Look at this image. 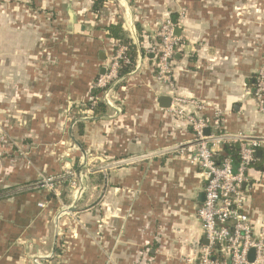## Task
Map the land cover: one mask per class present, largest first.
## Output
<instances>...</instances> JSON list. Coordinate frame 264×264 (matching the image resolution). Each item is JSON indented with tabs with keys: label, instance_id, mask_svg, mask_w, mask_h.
<instances>
[{
	"label": "crops",
	"instance_id": "crops-1",
	"mask_svg": "<svg viewBox=\"0 0 264 264\" xmlns=\"http://www.w3.org/2000/svg\"><path fill=\"white\" fill-rule=\"evenodd\" d=\"M112 2L94 14L92 0H0V264H194L205 243L196 215L205 181L180 155L191 128L159 98H181L187 113L210 119L219 109V133L264 139L254 80L264 0ZM181 12L174 91L156 81L144 54L113 109L75 120L118 44L104 29L120 23L138 56L139 44H152ZM258 151L243 186L253 239L264 238V146ZM43 177L55 180L56 199ZM60 205L69 214L56 227Z\"/></svg>",
	"mask_w": 264,
	"mask_h": 264
},
{
	"label": "built area",
	"instance_id": "built-area-1",
	"mask_svg": "<svg viewBox=\"0 0 264 264\" xmlns=\"http://www.w3.org/2000/svg\"><path fill=\"white\" fill-rule=\"evenodd\" d=\"M184 14L177 20L163 21L157 28L152 44L143 48L139 44V50L149 55L150 65L155 73L157 82L174 91L172 78V65L175 55L183 50V42L175 36V30L183 19ZM157 41V42H156ZM120 62L128 64L126 48L117 44L114 56L111 58L110 67L99 77L94 88L101 90L100 95L89 98L90 107L84 110L89 117L81 121L102 119L92 115L96 102L102 103L106 108L113 109V96L123 76H118ZM142 67L141 54H138L135 70ZM255 97L261 112L264 113V59L255 73ZM171 100V99H170ZM170 107L166 109L175 117L184 119L193 133V142L187 147H181V158L188 165L197 166L204 177V199L198 207L196 215L200 222L201 233L206 244H199L194 264H264V238L253 239L252 223L244 207L243 186L249 181V171L255 162L256 152L264 146L261 138L242 134H223L221 126V111L215 109L212 119L187 113L182 107L186 101L172 97ZM197 111L205 110V105L194 104ZM208 130L209 135H205ZM225 138V139H222ZM222 143L238 144V160L235 163L232 158L225 157L216 161V154ZM75 181L70 187L80 194V189ZM48 191L56 197L59 193L54 189L51 179L44 180ZM74 196V197H75ZM253 249L254 259L248 260V253ZM33 264H40L34 258Z\"/></svg>",
	"mask_w": 264,
	"mask_h": 264
},
{
	"label": "trees",
	"instance_id": "trees-1",
	"mask_svg": "<svg viewBox=\"0 0 264 264\" xmlns=\"http://www.w3.org/2000/svg\"><path fill=\"white\" fill-rule=\"evenodd\" d=\"M92 2H93L92 9H91L92 13L97 14L103 9L104 0H92ZM104 30L107 33L106 34L107 38L117 41L119 45L126 48V57L128 60V64L124 65L123 62H120V67L118 69V76H126L135 67L136 59H137L136 47L132 43V40L123 31L120 23L117 25L108 26ZM115 51L116 49H114V53ZM140 53L142 57L145 54L143 50H141ZM146 57L149 59L150 56L146 55ZM100 93H101V90L99 88H92L90 90L89 97L93 98L97 95H100ZM89 107H90V103L88 101L84 106V110L89 109ZM106 112H107L106 107L102 103L96 102L93 108V111H92V115L96 117H101V116H104ZM76 125H77V128L79 129L78 130L79 135H81L82 130H83V124L82 122L77 121ZM238 152L239 150H238L237 143H222L219 147V151L217 152L215 158H216V161L218 162L225 157H230L236 163L238 160ZM255 159H256L255 160L256 162H259L257 157H255ZM259 169H262V167H260Z\"/></svg>",
	"mask_w": 264,
	"mask_h": 264
},
{
	"label": "rangeland",
	"instance_id": "rangeland-1",
	"mask_svg": "<svg viewBox=\"0 0 264 264\" xmlns=\"http://www.w3.org/2000/svg\"><path fill=\"white\" fill-rule=\"evenodd\" d=\"M114 1L115 0H113V2L112 3H114ZM105 2H106V0H105ZM182 13V12H181ZM53 18V17H52ZM184 18V17H183ZM168 20V19H167ZM183 20V19H182ZM181 20V21H182ZM181 26V22L179 23V27ZM157 29L155 30V32H154V34H153V40H157V37L155 36V34L157 33ZM57 34H58V36L59 35H62V32H60V31H58V30H55L54 31V33H53V35L55 36V37H57ZM144 40L146 41L147 40V38H144ZM157 42V41H156ZM114 49H116V45H115V47L113 48V55L112 56H114ZM112 58V57H111ZM263 59H264V55H263ZM110 64H111V59L109 60V62H108V64L106 65V67H105V69L104 70H106V68L108 69L109 67H110ZM149 68L151 67V63H150V61L149 60H147V62L145 63ZM143 65H144V63H143ZM151 69V71H152V73H153V75H155V73H154V71H153V69L152 68H150ZM101 75H99L97 78H96V80L94 81V83H93V88H94V85H95V83H96V81L99 79V77H100ZM85 106V105H84ZM83 107V106H82ZM89 115V113H85V111H84V107H83V109L81 108L80 110H79V115L76 117V119L75 120H81V119H83V118H85V117H89L88 116ZM89 121H92V120H89ZM79 122V121H78ZM84 122H86V121H84ZM18 150H19V152H22L21 150V148L20 147H18ZM75 150V149H74ZM76 151V150H75ZM86 158V157H85ZM85 158H82V163L84 162L85 163V161L86 160H84ZM47 179H51L52 180V183L54 184V189L56 190V188H55V185H56V183H55V180L54 179H52V178H42V180H41V182L39 183L42 187H44V189L46 190V192H48V194H50L52 197H53V199H56L55 198V196L52 194V192H50V191H48L47 190V188L45 187V185H44V180H47ZM59 184V183H58ZM71 185V184H70ZM71 188V187H70ZM69 189V188H68ZM72 191H74V190H72ZM57 192V191H56ZM74 195V194H73ZM77 196H78V194H76V197L74 198V199H76L77 198ZM61 197V196H60ZM58 201V200H57ZM66 209H65V208ZM64 207H62V205H60V210H59V214L57 213V215L55 216V218H54V225L57 227V225H58V223H59V218H60V216H61V214H63V213H66V214H69V211H68V209H67V206H64ZM34 259V258H33ZM32 259V260H33ZM38 260V259H37ZM39 261V260H38ZM41 263H43V262H40V264Z\"/></svg>",
	"mask_w": 264,
	"mask_h": 264
},
{
	"label": "water",
	"instance_id": "water-1",
	"mask_svg": "<svg viewBox=\"0 0 264 264\" xmlns=\"http://www.w3.org/2000/svg\"><path fill=\"white\" fill-rule=\"evenodd\" d=\"M179 34H180V30L179 29L175 30V36H179ZM178 55L179 54H176L175 55V59H177ZM103 73H104V71H102L101 74H103ZM170 103H171V100L167 96H161L159 98V108H161V109H168L170 107ZM205 135L206 136L209 135V132L207 130L205 131ZM222 139H225V138H222ZM262 141H264V139ZM256 154L258 156H260L261 153L258 151V152H256ZM204 244H206V243H204ZM254 253H255V251L253 249H251L249 251V253H248V260H249V262H252L253 261V259H254Z\"/></svg>",
	"mask_w": 264,
	"mask_h": 264
}]
</instances>
